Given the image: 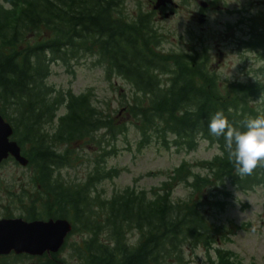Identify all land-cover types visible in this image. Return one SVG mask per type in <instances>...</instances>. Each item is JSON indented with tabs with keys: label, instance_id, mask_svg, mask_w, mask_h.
<instances>
[{
	"label": "trees",
	"instance_id": "1",
	"mask_svg": "<svg viewBox=\"0 0 264 264\" xmlns=\"http://www.w3.org/2000/svg\"><path fill=\"white\" fill-rule=\"evenodd\" d=\"M5 1L0 2V112L12 124L26 165L33 168L30 179L42 190L43 209L36 211L33 199L23 217H65L72 224L57 251L37 255L39 264H191L184 245L203 242L209 248L217 231L199 202L194 197L173 200L167 181L151 194L127 186L104 197L97 183L118 170L103 162L128 126L101 114L89 91L76 94L46 83L50 64L60 61L69 70L72 60L94 55L109 72L125 78L132 88L129 111L140 133L139 146L155 141L193 150L200 138L217 144L220 152L206 161L208 172L191 173L197 196L205 186L223 185L227 179L243 191L264 188V167L238 176L227 153L220 155L223 137L208 129L211 115L222 109L230 123L244 130L242 122L264 109V81L230 82L228 93L221 94L206 51H175L168 59L156 51L160 38L152 11L129 16L122 10L123 0ZM62 104L66 110L57 114ZM101 128L108 133L107 147L104 135L96 134ZM73 141L92 143L95 151L92 169L81 181L65 180L59 173L73 160V149L60 145ZM185 171L181 163L170 176L183 177ZM74 232L81 239L71 240ZM128 232H137L135 241ZM67 246L68 256L61 254ZM214 255L208 264H242L228 249L216 247ZM7 256L0 254V264H9Z\"/></svg>",
	"mask_w": 264,
	"mask_h": 264
},
{
	"label": "rangeland",
	"instance_id": "2",
	"mask_svg": "<svg viewBox=\"0 0 264 264\" xmlns=\"http://www.w3.org/2000/svg\"><path fill=\"white\" fill-rule=\"evenodd\" d=\"M155 1L123 0L121 6L123 12L129 16L152 11V24L160 38L156 51L168 59H172L169 53L175 55L178 51H206L208 68L216 73V83L221 94L228 93L230 82L264 81V55L260 45L256 43L259 39L241 31L250 26V22L246 21L238 26L233 23L238 15H225L222 11L219 15H211L204 22L191 13V8L195 9L193 3L186 5L182 0H173L178 3L177 10L166 15L163 10L159 12L158 7L153 8ZM0 2L8 4L5 0ZM227 6L231 8L233 4L229 2ZM167 12L170 13L169 10ZM70 68L72 71L66 69L60 61L51 62L50 72L45 78L46 83L56 89L70 90L76 94L89 91L92 104L101 114L112 117L116 124L124 123L128 126V129L118 134L115 139V152L106 155L103 162L106 167H115L118 174L103 178L97 183L101 194L104 197L109 196L127 186L137 190L143 189L151 194V190L157 189L162 182L167 181L169 183L166 186L170 187L173 200H190L194 197L199 202L203 216L217 230L209 248H206L203 242L184 245L185 258L189 263L208 264L209 256L214 258V250L219 247L230 250L231 255L242 264H264V188L256 186L254 189L243 191L227 179L223 185L217 186L215 183L205 186L197 196L190 185L192 174L203 175L208 172L206 161L220 152L217 144L200 138L193 150L177 149L174 145L164 147L155 141L139 146L140 133L131 122L129 111L132 94L130 83L122 76L109 72L107 65L96 61L94 55L72 60ZM65 110L62 104L57 114ZM96 134L104 135V144L107 147V130L101 128ZM60 147L73 149V160L70 165L59 170L60 175L65 180H84L92 169L95 156L92 143L73 141ZM181 163H185V172L188 175L171 178L170 174H173ZM32 175L31 165H22L13 157H8L0 165V217H23L26 210L31 211V208L27 209L26 206L30 205L33 199L37 205L34 209H43V203L39 199L42 190L38 188L35 180L30 179ZM7 190L11 192L10 195ZM70 235L71 240H79L83 236L80 232ZM128 236L131 241H135L137 232H128ZM70 250L71 247L67 246L61 254L68 256ZM11 252L6 254L9 264H39L42 260L37 255L16 258Z\"/></svg>",
	"mask_w": 264,
	"mask_h": 264
},
{
	"label": "water",
	"instance_id": "3",
	"mask_svg": "<svg viewBox=\"0 0 264 264\" xmlns=\"http://www.w3.org/2000/svg\"><path fill=\"white\" fill-rule=\"evenodd\" d=\"M167 0H156L153 8L164 5ZM12 124L0 113V161L10 153L22 165L28 158L21 153L20 144L9 138ZM72 224L65 217L25 219L22 216L0 217V254L29 253L40 255L57 251L71 231Z\"/></svg>",
	"mask_w": 264,
	"mask_h": 264
},
{
	"label": "clouds",
	"instance_id": "4",
	"mask_svg": "<svg viewBox=\"0 0 264 264\" xmlns=\"http://www.w3.org/2000/svg\"><path fill=\"white\" fill-rule=\"evenodd\" d=\"M257 113L242 122L244 130L230 123L222 109L209 119V134L223 137L224 151L220 155L227 153L238 176L251 175L257 167H264V109H258Z\"/></svg>",
	"mask_w": 264,
	"mask_h": 264
},
{
	"label": "flooded vegetation",
	"instance_id": "5",
	"mask_svg": "<svg viewBox=\"0 0 264 264\" xmlns=\"http://www.w3.org/2000/svg\"><path fill=\"white\" fill-rule=\"evenodd\" d=\"M229 2L233 4L231 8H227V4ZM182 3L186 5H192L193 3L195 9L191 8V13L195 14L201 21L204 22L207 21L211 15H219L221 11L223 12L222 14L225 15H238L234 19L233 23L235 22L236 25L238 24L239 26L246 21L250 22V26H247V28H244L241 31H243L244 34L257 37L259 40H257L256 43H261L260 38H262V42L264 43V0H182ZM177 5L178 3H175L173 0H169L164 5H160L157 10L159 12L163 10L166 15L173 14L177 10ZM166 9L167 11L169 10L170 13H168ZM263 49L264 45H260L261 52ZM4 119L7 120L6 117H4ZM9 138H13L12 133ZM8 157L11 158L13 156L9 153L7 157L1 159L0 165L3 164L4 160L8 159Z\"/></svg>",
	"mask_w": 264,
	"mask_h": 264
}]
</instances>
